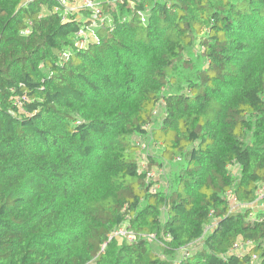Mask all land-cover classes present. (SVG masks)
Wrapping results in <instances>:
<instances>
[{
    "label": "trees",
    "instance_id": "1",
    "mask_svg": "<svg viewBox=\"0 0 264 264\" xmlns=\"http://www.w3.org/2000/svg\"><path fill=\"white\" fill-rule=\"evenodd\" d=\"M94 1L0 0V264H264V0Z\"/></svg>",
    "mask_w": 264,
    "mask_h": 264
},
{
    "label": "built area",
    "instance_id": "2",
    "mask_svg": "<svg viewBox=\"0 0 264 264\" xmlns=\"http://www.w3.org/2000/svg\"><path fill=\"white\" fill-rule=\"evenodd\" d=\"M60 1V6H57L54 8V12H63V19H67V17L70 14H77L79 19H82L83 21L86 22V24L82 25L81 29L79 32L76 34L75 38L79 40L80 46L85 47L88 45L90 42L98 43L100 38L97 35V32L101 28L108 27L110 28L112 26L113 20H111V17L108 13L105 12V8L99 4L96 3L94 0H59ZM68 53L66 52L65 54H62L61 57H67L68 58ZM23 100H26L23 98ZM15 104L21 105L22 100L17 99ZM142 145V150L148 151L149 147L147 144L141 143ZM147 163L143 162L141 164L140 168V173L143 171L147 170ZM144 169V170H143ZM158 170H152L151 172L147 173V182L153 183L152 185V192L156 191L157 189L160 188V185L158 184L157 181L160 180L161 177L165 175V172L161 169L159 171V175H157ZM229 203L231 206L232 211H236L238 208L241 207H250V208H256L258 207L261 210H264V185L260 187V189L257 192V200L254 201L252 204L249 205H243L240 204L235 198H233L229 194ZM254 218V216H253ZM112 238H119L120 240H128V242H134L136 237L130 232L126 226L120 227L117 231H115L111 236ZM148 238L150 242H153L156 240L155 236H145ZM251 245V242H247L245 244H236L233 248L234 251H238L240 247L246 248ZM244 249V251H246Z\"/></svg>",
    "mask_w": 264,
    "mask_h": 264
},
{
    "label": "rangeland",
    "instance_id": "3",
    "mask_svg": "<svg viewBox=\"0 0 264 264\" xmlns=\"http://www.w3.org/2000/svg\"><path fill=\"white\" fill-rule=\"evenodd\" d=\"M147 142H148V145H149V150H148V155L149 156H154L155 157V159L156 160H158V161H161L162 162V164L161 165H156L159 169H161L162 168V170H163V172H165V174L167 175V177L169 176V174H170V172L173 170V168L174 167H172L173 165H174V163L172 164V166H170V162L168 161H165V160H162V157L160 156L161 155V153L162 152H160L161 151V149H158L157 148V145H156V143L153 141V139L152 138H149L148 140H147ZM156 153V154H155ZM170 166V167H169ZM159 171L160 170H158L156 173H157V175H159ZM168 179V178H167ZM256 209H259L258 207H256ZM121 241H122V239H121Z\"/></svg>",
    "mask_w": 264,
    "mask_h": 264
}]
</instances>
